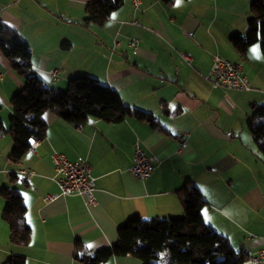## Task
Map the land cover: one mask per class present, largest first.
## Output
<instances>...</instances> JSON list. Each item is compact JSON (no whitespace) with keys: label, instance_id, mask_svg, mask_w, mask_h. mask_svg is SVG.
Wrapping results in <instances>:
<instances>
[{"label":"crops","instance_id":"1","mask_svg":"<svg viewBox=\"0 0 264 264\" xmlns=\"http://www.w3.org/2000/svg\"><path fill=\"white\" fill-rule=\"evenodd\" d=\"M254 1L179 0L167 6L123 0L99 27L85 22L87 0H0V22L29 45L32 72L45 86L64 91L70 80L88 75L116 91L124 105L154 117L152 124L89 119L77 128L45 112V139L18 163L8 159L11 138H1L0 190L13 188L21 196L31 240L26 247L9 243L0 197V264L12 255L23 256L25 264H83L75 260L77 251L93 255L114 245L118 228L133 217H182L177 191L183 187L199 190L205 224L234 252L250 258L264 250V156L246 127L252 106H264V58L258 45L241 56L230 44L233 35H246ZM214 57L240 63L249 89H213L205 77ZM23 85L0 54L5 127L10 100ZM135 143L159 160L145 181L130 172ZM53 152L89 163L95 205L79 196L45 200L59 194ZM21 169L34 175L21 182ZM103 264L141 263L122 257Z\"/></svg>","mask_w":264,"mask_h":264},{"label":"trees","instance_id":"2","mask_svg":"<svg viewBox=\"0 0 264 264\" xmlns=\"http://www.w3.org/2000/svg\"><path fill=\"white\" fill-rule=\"evenodd\" d=\"M167 6L178 0H161ZM123 5V0H87L86 23L103 26L109 16ZM245 36L233 35L230 44L241 55L258 45L264 58V0L250 5ZM0 54L10 69L24 78L22 89L10 100L12 115L9 126L0 121V139L9 136L13 147L11 163H18L28 153L31 142L46 136L43 114L51 112L60 119L82 127L89 119L120 124L126 119L153 123L151 114L124 105L119 94L97 79L83 75L69 81L66 90H54L33 74L31 50L13 29L0 22ZM256 151L264 156V106L253 105L246 119ZM11 181L15 175H10ZM177 196L184 215L170 219L133 217L117 230L114 245L93 255L77 251L75 260L83 264H103L110 258L130 257L141 264H245L249 256L236 253L229 241L213 231L203 220V196L195 187H183ZM4 200L2 219L9 226V243L26 247L31 229L26 221L27 208L13 188L0 190ZM80 245L77 244V249ZM2 264H25L23 256L12 255Z\"/></svg>","mask_w":264,"mask_h":264},{"label":"built area","instance_id":"3","mask_svg":"<svg viewBox=\"0 0 264 264\" xmlns=\"http://www.w3.org/2000/svg\"><path fill=\"white\" fill-rule=\"evenodd\" d=\"M134 6H138V2H134ZM118 45V44H116ZM132 48H136V42L131 41L129 44ZM183 59L190 62L188 55H184ZM49 74L53 79H57V72L50 71ZM213 89H233L246 91L249 89L247 78L243 74V69L240 63H233L219 57L213 58V63L209 73L205 77ZM38 147V142L30 143L28 152H34ZM133 166L130 169L132 175L139 181H145L150 178L154 171V166L159 162L155 157L147 156L143 149L134 144ZM51 161L55 170V182L59 188V194L48 196L45 200L52 201L57 197L79 196L84 199L87 206L96 204L95 198V179L91 175V167L86 160L71 162L63 154L53 152ZM18 180L21 182L34 175L32 171L21 169L17 172ZM253 264H264V250H260L256 256L248 259Z\"/></svg>","mask_w":264,"mask_h":264},{"label":"rangeland","instance_id":"4","mask_svg":"<svg viewBox=\"0 0 264 264\" xmlns=\"http://www.w3.org/2000/svg\"><path fill=\"white\" fill-rule=\"evenodd\" d=\"M34 143H37V142H34Z\"/></svg>","mask_w":264,"mask_h":264},{"label":"snow or ice","instance_id":"5","mask_svg":"<svg viewBox=\"0 0 264 264\" xmlns=\"http://www.w3.org/2000/svg\"><path fill=\"white\" fill-rule=\"evenodd\" d=\"M178 2H179V0H178Z\"/></svg>","mask_w":264,"mask_h":264}]
</instances>
